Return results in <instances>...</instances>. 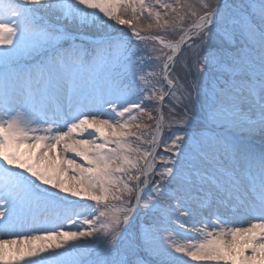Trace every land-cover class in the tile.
Here are the masks:
<instances>
[{
	"label": "snow or ice",
	"instance_id": "snow-or-ice-1",
	"mask_svg": "<svg viewBox=\"0 0 264 264\" xmlns=\"http://www.w3.org/2000/svg\"><path fill=\"white\" fill-rule=\"evenodd\" d=\"M192 261L264 264V0H0V264Z\"/></svg>",
	"mask_w": 264,
	"mask_h": 264
},
{
	"label": "rangeland",
	"instance_id": "rangeland-1",
	"mask_svg": "<svg viewBox=\"0 0 264 264\" xmlns=\"http://www.w3.org/2000/svg\"><path fill=\"white\" fill-rule=\"evenodd\" d=\"M142 23H144V24H146V23H148V22H150V21H148L147 19H145V20H142L141 21ZM62 23H66V22H62ZM188 23H190V21H188V20H186L185 21V24H184V26L185 27H187V25H188ZM69 27L70 28H72V30L73 31H75V32H80V34H83V35H86V36H90V37H95V38H98L99 37V35H100V33L97 31V29L96 28H94V27H89V26H87V25H85V26H83V27H80L79 25H69ZM118 28H120V27H124V28H126V26H117ZM109 31H111V30H109ZM179 31H177V32H175V33H173V32H169L168 34H167V38L168 39H177L178 38V36H179ZM76 43L77 44H83L85 47H87V48H90V46H89V44L88 43H86V42H83V41H80V40H76ZM89 46V47H88ZM166 102H168V98H167V101ZM166 104V106L164 107V116H165V119L167 120V119H169L170 118V114H169V112H168V103H165ZM189 107H194V104L192 105V106H189ZM180 111V109H177V112H179ZM155 114V113H154ZM219 129V128H218ZM221 131H217V132H220V133H224V129H220ZM170 132L168 131V129H165V131H164V135H163V141H166L167 140V138L170 136ZM86 136V135H85ZM256 144H257V147H259V142H258V140L256 141ZM159 150V153L160 154H165L164 152H163V142H162V144H161V148L160 149H158ZM159 167H160V165L159 164H157V168L159 169ZM17 171H19L18 169H17ZM34 179V178H33ZM153 179L155 180V179H158V177H153ZM37 183H39L38 181H37ZM152 217V213H148L147 214V216H146V214L144 213V212H141L140 213V219L141 220H145V219H150ZM140 221H138V223H139ZM192 223V221L191 220H189L188 221V224H191ZM65 231H68V230H73V231H75L76 230V228L75 227H66L65 229H64ZM191 235V234H190ZM5 238H12V237H5ZM61 251H63V249H61ZM190 259V258H189ZM191 264H200V262H196V261H192L191 262Z\"/></svg>",
	"mask_w": 264,
	"mask_h": 264
},
{
	"label": "bare ground",
	"instance_id": "bare-ground-1",
	"mask_svg": "<svg viewBox=\"0 0 264 264\" xmlns=\"http://www.w3.org/2000/svg\"><path fill=\"white\" fill-rule=\"evenodd\" d=\"M78 34H80V32H77ZM89 38H90V40H93L94 38H92V37H90V36H88ZM80 44V43H79ZM92 46H90V48H91ZM167 101V98H165V103H168V102H166ZM166 105V104H165ZM163 111H164V109H163ZM85 135H87V134H85ZM258 142H259V140H258Z\"/></svg>",
	"mask_w": 264,
	"mask_h": 264
}]
</instances>
